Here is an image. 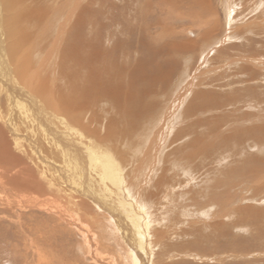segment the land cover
Here are the masks:
<instances>
[{
  "label": "rangeland",
  "instance_id": "1",
  "mask_svg": "<svg viewBox=\"0 0 264 264\" xmlns=\"http://www.w3.org/2000/svg\"><path fill=\"white\" fill-rule=\"evenodd\" d=\"M13 13L26 15L23 25L29 41L24 51L32 52L30 60L37 69L32 71L43 79L51 76L48 80L56 92L61 88L63 93L70 82L61 76L65 48V57L76 50L81 57L79 48L88 43L102 45L106 52L117 50L124 82L115 100L121 103L122 117L128 115L124 109L133 102L135 84L148 81L147 74L135 82L131 79L140 74L147 52L163 49L147 61L146 71L174 59L178 66L169 70L164 88L161 82L151 84L149 91L137 96L139 110L148 109L139 115L142 131L130 133L129 128L124 135L130 141L117 134V141L109 145L113 167L121 175L119 187L143 205L145 223L137 233L143 245L149 238L147 250L135 249L137 233L130 231L116 198L70 194V183L65 189L79 207H71L77 213L73 218L66 212L69 207L62 208L67 220L32 203L12 210L5 204V194L0 195V264H112L111 258L115 264H129L131 255L140 259L139 264H264V0H18ZM179 47L183 51L176 53ZM17 55L21 58L22 51ZM81 66L76 62L65 68L79 70V79L86 80ZM194 100L210 105L188 111ZM112 102L97 100L83 122L90 134L103 140L118 119ZM200 152L206 154L204 159ZM37 196L28 193L24 200L45 198ZM122 198L126 201V196ZM87 245L96 253L85 254ZM124 247L131 252L128 258Z\"/></svg>",
  "mask_w": 264,
  "mask_h": 264
},
{
  "label": "bare ground",
  "instance_id": "2",
  "mask_svg": "<svg viewBox=\"0 0 264 264\" xmlns=\"http://www.w3.org/2000/svg\"><path fill=\"white\" fill-rule=\"evenodd\" d=\"M229 2H230V0H229ZM17 3H18V0H0V189H1L0 195L5 194L4 195L6 197L4 199L5 204H6V206H8V208H10L12 210L19 208L21 205H22V207H20V208H26L25 207L26 204L32 203L38 209L41 208V209H43L42 211H44V208H46L45 211L47 213H48V211H53L58 216V218H63V219L66 218V220L68 219V217H64L65 213L64 214L62 213V211H63L62 208H68L69 207L66 210V212L69 213V214L68 213L67 214L68 215H70V213L72 215L74 214V216H72V218L77 216V213H74L73 210L71 209V207L73 209L75 207L76 208L79 207L78 206L79 204L75 201L76 198L72 197L70 195V194H73L74 192L78 191L80 195L84 194L85 198H94L96 196V194L108 196V197L113 198V199L116 198V200L118 201L117 204H120L119 206L122 209V211L124 212V210H125L126 213L128 212V215L124 212L126 215V220H127V224H128L127 226H129V229L131 232L137 233L138 231L142 230L141 225L145 223V220L143 221L145 216H144V213L142 212V208H141V207H143V205L141 203H139V201H138L139 199L134 200L133 196L131 194L129 195V193H131V192H129V193L124 192L121 189L122 186L119 187L118 184H120V183H119L118 177L121 175H119V169L117 167H113L115 160L113 158V155H112V152L109 148L110 147L109 145H110V142H112L116 138L117 134H120L119 138H121V136L124 135V133L129 134V128L131 129L130 133H136V130H137V132L142 131L143 128H141V126L137 125L138 121H140L139 117H141L139 115L141 114V112L145 115V113H147L148 109H145V110L143 109L144 111L142 109L139 110L141 108L140 107L141 103L138 102L137 96L142 95L143 93H146L147 91H149L151 88L150 87L151 84L154 85V84L161 82L162 86L164 88V85H166V83L168 81L167 78L170 74V71L173 72V69L174 68L176 69L178 66L177 61L174 59L171 62L172 64H170L169 62L163 63L162 65L158 66L157 68H151L150 70L148 69V71H146L147 61L149 62V60L156 53L157 50L163 51V49L154 47L153 51L147 52V55L145 54V59L143 61L141 60V62H140L141 63V65H140L141 70H139L140 74H138V76H132L131 79L135 82V80H137V78L139 76L143 77L142 75L147 74L146 80H148V81L145 82L146 85L142 84V86L141 85L139 86V82L135 84L134 90H133L134 92L132 95V101L133 102H131V104L129 106H127V108L124 109L125 113L128 115L126 117H122L121 116L122 112L120 109L121 103L117 100L119 99V93L118 92H119V90L121 91L120 84L122 82H124V79H123L124 74H123V69H122V66L120 65V63H119L120 66H118V68H117V63L119 62V60H117L118 55H116V53H118V51L115 49H112V50L106 52L102 49V45H96V46L93 45L92 46L91 43H88V44H86V46L88 45V47H86V48L80 47L79 48V53H80L81 57L77 56L78 50H76L75 55L71 54V55H68V57H65L64 52H66V50H67L65 48V50L63 51V54H62V56L64 58L62 57L63 66L61 68L62 74H64V75H61V76H65L66 78H69L70 82H69L68 86H66L67 89H64V88H63L64 90L62 89L63 93H59V92H61V88H59V92L57 91L58 92L57 93L51 87L50 79L48 80V78H50L51 76L48 77L47 79L46 78L43 79L39 75V73H40L39 70H38V72H39L38 74L36 73V71H35V73L32 71V70H37V69H34L32 66V62H35V61L31 62V60H30L31 59L30 54H32V52L27 50L26 51L27 53H26L24 51V47L27 44V42L29 41L28 38L25 36V33L28 36V32H26L25 27L23 25L24 17L26 15L25 14L15 15L13 13V8L15 7V5H17ZM27 13H28V11H26V14ZM228 16H230V15H228ZM261 21H264L263 18ZM255 22H256V20H255ZM226 23H227V21H226ZM259 26H260V24H259ZM211 28H213V27H211ZM235 30L236 29H234V31ZM74 32H77V33L74 34ZM74 32H73V34L75 35V37H78V35L80 36V33H79L80 27H76ZM210 33H208V35H210ZM73 34H72V36H73ZM225 35H226V33H225ZM72 36H71V38H72ZM3 37H5V38L3 39ZM229 37H230V35L228 36V40H229ZM223 40H224V38H223ZM76 41L77 42H74V43L72 41V43L75 46H77V44L81 41L80 37H79V40H76ZM6 42H8V43H6ZM99 44H101L100 41H99ZM55 47H56V45H55ZM67 47H68V44H67ZM183 47L182 48L179 47L178 49H180V50L177 51L176 53L183 51ZM21 51H22L23 55H21V58L16 59L17 57H19V55H17V54L21 53ZM50 52H52V51H50ZM56 54L58 55V53H56ZM40 58H42V57H40ZM153 59H155V58H153ZM261 59H263V58L260 57V60ZM76 62H80L82 65L81 67H83V66L85 67L86 73H87V79L86 80L85 79H79V78H81V76L77 75L79 70L74 72V71H69L68 69L65 68V66H67L69 64L74 66ZM37 63H39V62H37ZM57 63L58 62H56V64ZM45 70L48 72L47 69H45ZM53 70H51V71H53ZM136 74H137V72H136ZM259 74H261V73H259ZM44 75H46V74H44ZM54 75H55V73H54ZM52 77H53V75H52ZM59 80H61V79H58V81ZM65 84L66 83H64V85ZM54 88H55V86H54ZM184 91H185V89H184ZM3 93H4V96L2 98ZM201 93H203V91H201ZM196 94L198 96V93H196ZM201 96L203 97V94H201ZM100 98L104 99L106 102H108V99L114 101V102H112L114 104V106H112V107L115 108L114 113H116L118 115V119H117L116 115H114L116 118L114 119V122H111L113 127H114V130L113 131L109 130L108 131L109 136L107 138H105L104 140L101 139L103 137L90 134L87 127H85V123H83V122H86L85 118H86L87 114L90 113L91 107H94V104ZM2 99H3V101H2ZM115 99H117V100H115ZM196 100H194V102L189 105L190 108L187 109L188 111H197L201 108V106H203V108H205V107L210 105V103H208V102H199ZM98 104H99V102L97 103V105ZM110 105H112V104H110ZM110 110H112V109H110ZM98 111H100V110H98ZM108 111H109V109H108ZM86 112H87V114H86ZM129 114L132 116H129ZM91 115H92V113H91ZM92 117H93V115H92ZM121 122H122V124H124L123 125L124 127L126 126L125 129H123V130H120L121 128L119 127V124H118ZM139 124H140V122H139ZM132 125H134V126H132ZM192 125H194V124H190L189 127ZM127 127H128V129H127ZM64 133H66L65 136H64ZM137 135H139V133H137ZM124 136H122V138H124ZM131 136L136 137L135 134H133ZM150 136H148V138ZM151 137H154V135H152ZM127 138L129 139L131 137L125 136V139H127ZM137 139H139V138H137ZM115 140L117 141V139H115ZM141 140H143V139H141ZM129 141H130V139H129ZM127 142H128V140H127ZM148 142H149V140H148ZM154 142H156V141H154ZM114 143H115V141H114ZM144 143L145 142L142 143V146ZM195 143H196L195 141H193L191 143L192 152H193L194 147L196 145ZM162 144L163 143L161 142V145ZM144 145H147V144L145 143ZM155 146H156V144H155ZM130 147L132 148V146H130ZM138 147H140V145H138ZM131 151H133V150H131ZM142 151H143V149H142ZM148 152H150V151H148ZM131 154H132V152H131ZM150 154H151V152H150ZM199 154H200V157H202V159L205 158V155H206L205 153L200 152ZM133 155L134 154H132V156ZM122 156H123V154H122ZM132 156H130V157H132ZM135 156H136V154H135ZM161 158H162V156H161ZM149 159L145 158V160H149ZM152 161H155V160L153 159ZM124 162H126V161H124ZM164 163H165V161H164ZM135 164H137V163H135ZM137 165H136V169H137ZM156 165H157V163H156ZM146 167H148V166H146ZM114 169L117 171L115 172ZM130 169L128 171H130ZM120 170H122V169H120ZM150 171H151V169H150ZM133 172H135V170ZM138 172H139V169H138ZM125 174H126V172H125ZM127 174H129V173H127ZM140 175H141V173H140ZM79 178H80L81 184L78 183ZM138 178H140V177H138ZM142 178L143 177H141V180H142ZM25 180H26V183H24ZM70 183L73 185L70 187L71 190H70V194H69L68 191L65 189V186L67 184H69V186H70ZM94 187L97 189H94ZM80 188H81V191H80ZM141 191H143V190H141ZM28 193L33 194V196L38 195L40 198H41V196L45 197V198H44V200L43 199L37 200L35 198L32 200V202L28 201L29 202L28 203L26 200H24V197L28 196ZM140 194H141V192H140ZM51 195H54L52 197H55V198H53V200L49 199V197H51ZM123 196H126L127 202L124 200L125 198L124 199L122 198ZM139 197H140V195H139ZM25 199H27V198H25ZM62 199H66V201L62 202ZM27 200H29V199H27ZM96 201H98V200H96ZM143 203H145V202H143ZM65 205L67 207H65ZM27 208H28V206H27ZM32 208H34V207H32ZM81 211H83V210H81ZM108 213H109V211H108ZM117 223H118V225H121V222H119V220H117ZM148 224H150V222ZM130 231L127 232L128 235H130L129 234ZM146 233H149V232H146ZM146 233L144 232L145 235H146ZM150 235L151 234L149 233V236ZM136 236H137L136 242H135V238H134L135 236L133 237L134 242L136 243V246H134L135 249H137L136 247H141V249H142L145 245L147 246V244H148L147 241L149 240V238L146 241V244L143 245L144 243L140 242L143 240V239L139 238L140 234L137 233ZM161 237H163V236H161ZM174 237L176 238V236H174ZM131 240L133 241V239H131ZM153 240H154V238H153ZM160 240H161V238H160ZM137 241H139V242H137ZM127 242H129L128 239H127ZM161 242L162 241H160V243ZM128 244H130V243H128ZM117 246L119 247V245H117ZM92 248L93 247H91V249ZM93 249H92V251H94ZM145 249L146 248L144 247V249H142V251ZM92 251L89 249V247L87 245V252L85 254H87L89 252L88 255H91V254H93ZM94 252L96 253V251H94ZM122 252H124L125 255L126 254L128 255L129 253H131V252H129V249L127 250V248L123 249ZM120 255H122V254H120ZM128 256L125 258H128ZM171 257H173V256H171ZM197 258H200V256H197ZM40 259H42V258H40ZM40 259H39V261H40ZM114 260H112V258H111L112 264H115ZM139 260L140 259L137 257L136 258L134 257V259H133L132 255H131V257L129 256V264H139L138 263ZM147 262L149 263V261H147Z\"/></svg>",
  "mask_w": 264,
  "mask_h": 264
}]
</instances>
